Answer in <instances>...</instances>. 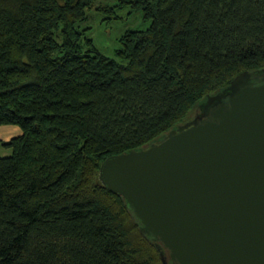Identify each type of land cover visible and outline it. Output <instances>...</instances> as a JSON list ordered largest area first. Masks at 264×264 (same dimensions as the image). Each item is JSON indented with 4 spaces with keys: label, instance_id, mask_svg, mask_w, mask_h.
Here are the masks:
<instances>
[{
    "label": "trees",
    "instance_id": "obj_1",
    "mask_svg": "<svg viewBox=\"0 0 264 264\" xmlns=\"http://www.w3.org/2000/svg\"><path fill=\"white\" fill-rule=\"evenodd\" d=\"M113 1L0 0V127L20 130L1 143L0 264H163L100 166L264 71V0ZM123 8L150 26L109 58L80 24Z\"/></svg>",
    "mask_w": 264,
    "mask_h": 264
},
{
    "label": "water",
    "instance_id": "obj_2",
    "mask_svg": "<svg viewBox=\"0 0 264 264\" xmlns=\"http://www.w3.org/2000/svg\"><path fill=\"white\" fill-rule=\"evenodd\" d=\"M99 181L163 264H264V71L238 75L159 141L107 158Z\"/></svg>",
    "mask_w": 264,
    "mask_h": 264
},
{
    "label": "rangeland",
    "instance_id": "obj_3",
    "mask_svg": "<svg viewBox=\"0 0 264 264\" xmlns=\"http://www.w3.org/2000/svg\"><path fill=\"white\" fill-rule=\"evenodd\" d=\"M113 0H96V6L113 5ZM114 15V14H113ZM104 12L92 9L87 12V18L80 24L81 29H89L87 34L93 40L96 48L109 58L115 57V51L119 49V39L121 36L132 30H146L150 22L144 21L140 12H133L130 8L116 9L115 17L108 19ZM195 114L188 116L192 120ZM17 130H0V158L11 155L10 150L3 148L1 143H6L14 138Z\"/></svg>",
    "mask_w": 264,
    "mask_h": 264
},
{
    "label": "crops",
    "instance_id": "obj_4",
    "mask_svg": "<svg viewBox=\"0 0 264 264\" xmlns=\"http://www.w3.org/2000/svg\"><path fill=\"white\" fill-rule=\"evenodd\" d=\"M3 128H7L8 130H17L13 133L14 137L20 135V130L17 127H0V130H2Z\"/></svg>",
    "mask_w": 264,
    "mask_h": 264
},
{
    "label": "flooded vegetation",
    "instance_id": "obj_5",
    "mask_svg": "<svg viewBox=\"0 0 264 264\" xmlns=\"http://www.w3.org/2000/svg\"><path fill=\"white\" fill-rule=\"evenodd\" d=\"M260 79H261V77H260V78H258V80H260ZM197 117H199V116H197ZM194 118H196V117H194ZM194 118H193V119H194ZM193 119H192V120H193Z\"/></svg>",
    "mask_w": 264,
    "mask_h": 264
}]
</instances>
